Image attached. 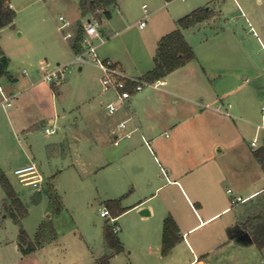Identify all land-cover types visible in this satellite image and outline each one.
Here are the masks:
<instances>
[{"label": "rangeland", "instance_id": "374dc122", "mask_svg": "<svg viewBox=\"0 0 264 264\" xmlns=\"http://www.w3.org/2000/svg\"><path fill=\"white\" fill-rule=\"evenodd\" d=\"M9 1L17 16L14 26L0 31V45L12 59L10 74L0 76V85L8 94L12 90L22 89L25 83L33 82L34 71L43 77L49 70L48 63L55 67L72 61L68 43L73 38H63L58 28L60 15L72 22L71 30L76 33L88 18L100 21L104 16L89 2L86 4L88 12L84 15L82 0ZM143 3H147L153 13L146 18L147 29L141 31L139 24H136L130 31L123 33L124 23L133 24L142 15ZM161 4L162 1L157 0H128L122 6L127 9L126 20L122 22L116 18L109 23V18L105 17L100 21L101 28L105 30L106 37L120 31L117 40H124L131 60H139L141 55H144V60H152L156 43L150 36L153 32H148L169 33L172 29V25L169 28L166 26L169 13L173 14L175 9L174 14L180 19L198 7L211 8L214 12L210 18L186 33L196 53V72L207 74L211 79L209 84L215 83L216 86L221 77L223 90L231 94L226 105L222 106V113L216 114L222 118V122H235L244 130L240 142L251 151L256 126L234 119L224 111L231 100L235 104V108L230 109L231 114L237 107L243 106L241 109L244 111L241 112H244V116L264 122L261 109L264 105V0H174L170 7L157 10ZM112 10L115 15L118 13L115 5ZM42 64L44 69H41ZM79 67L78 63L70 64L65 81L59 90L56 89L55 107L59 117L53 134L45 131L51 123L43 114V102L37 94L39 83L36 88L13 98V106L0 105V165L28 209L26 216L20 218V223L17 222L10 214L14 207L0 182V264H100L101 260H94L93 257L102 247L105 252L108 251L105 230L108 225L114 226L108 217L101 215V210L108 208L112 200H119L121 207L125 208L136 201L139 195H143L142 192L146 191V195L153 192L154 188L149 187V182L163 184L166 177H161L162 172L175 177L166 170L168 167H177V164H170L175 161L167 160L159 145L167 143L172 132L164 128L161 121L173 123L194 120L190 103L181 98L180 104H177L174 96L167 94L164 97L167 104L162 105L159 103V99H162L160 90L145 86L144 91L135 95L139 98L134 101L138 112L124 131L136 126L135 118L140 128L132 132L130 138L122 139L120 146L114 144L111 135L100 141L91 128L74 129L73 125L66 124L71 120L84 127L86 124L82 121V114L86 105L103 100L99 96V70L86 67L85 72L80 74ZM25 69L28 74L23 73ZM16 70L21 76L13 80ZM184 71L180 70L176 76V88L189 90L184 81L186 77L181 76ZM83 74H86V81L90 82L91 88L86 90L89 93L81 96L78 95V89ZM69 85L72 86L70 89ZM146 94H151L154 102V107H149L147 115L144 113ZM65 98L68 101L66 104ZM84 101L87 104H83ZM102 114L106 120L121 116L117 113L109 117L104 111ZM149 124L154 127H148ZM185 132L204 138L203 144L210 147L211 136L204 133L199 135L192 129ZM259 133L261 144L264 132ZM155 136L158 139L153 141ZM126 143L128 154L125 152L120 156ZM228 145L229 142H224L223 154L231 152ZM32 162L38 165L45 178L40 189L21 183L15 175L17 168ZM263 200L264 194L255 198L254 204L260 205ZM247 204V210L254 206L251 201ZM137 216L135 211L122 214L115 222L122 228L117 235L125 238L128 222ZM21 226L28 232L30 240H36L37 235L41 240L37 249L29 254H23L19 248ZM251 246L247 248H255L259 257L260 249L257 245ZM126 256L127 253L121 254L115 259L116 264H126Z\"/></svg>", "mask_w": 264, "mask_h": 264}, {"label": "crops", "instance_id": "0c3cea01", "mask_svg": "<svg viewBox=\"0 0 264 264\" xmlns=\"http://www.w3.org/2000/svg\"><path fill=\"white\" fill-rule=\"evenodd\" d=\"M127 1L115 0L114 4L104 10L96 9L104 13L100 21L105 17L109 18V23L115 21L116 18L122 22L123 19L126 20L127 9L122 6ZM157 1H162L157 10L170 7L174 2V0ZM145 4L147 3L142 4L141 11L143 13L135 23L128 25L124 23L123 33L130 31L133 25L136 24H139L141 31L147 29V22L144 27L140 26V21L145 17L143 9ZM113 5L118 8L116 15L112 10ZM174 11L175 9L173 10V14ZM151 14L153 13L149 11L148 16ZM173 14H168L169 23L166 25L168 28L171 25L173 26H171V31L176 28L178 20L177 15ZM100 21L97 20L104 41L102 42L101 38L97 39V44L99 45L98 53L102 58H111L127 76L133 78H141L155 66L154 56H151L152 60H144V55H141L139 60H131L132 58L128 55V48L123 44L124 40H117L120 31H115L112 35H107L108 37H106V32L101 28ZM196 27L197 25L183 29L184 35L190 44L191 42L188 40L186 33ZM151 32H153L150 34V36H153H151L152 40H155L154 43L159 44L164 34H156L154 30L149 31L148 34ZM73 42L74 38L68 43L72 56L71 60H73L75 55L72 49ZM156 44L154 45L157 50L158 45ZM3 51L5 52V50ZM5 54L8 56L6 52ZM10 60L9 71L12 67V59L10 58ZM196 62L197 60H194L176 69L166 78L160 80L162 83L159 86H151L154 89L160 90L159 94L162 96V99H159V103L162 105L167 104V101L164 99L167 94L173 95L174 102L177 104H180L179 99H185L190 103V109L194 115V120L191 121L182 120L173 123L167 120L161 121L162 126L167 130L170 129L172 132L168 142L159 145L162 155L167 160L175 161L174 164H170L173 166L177 164V167H168L166 170L174 174L175 177L167 176L162 172L160 174L161 177H166L163 184L155 185L149 182V187L154 188L153 192H150L148 195H146V191L142 192L143 195H139L136 201L125 207L127 209L125 212L130 213L135 211L139 216L134 217L131 222H128L125 238L119 236L124 250L115 253L108 246L109 249L105 252L104 247H102L100 252L93 257L94 260H101L104 257L109 260L110 264H116L115 259H118L121 254L127 253L126 264H263L262 255L264 254V248L258 247L261 252L260 256L257 257L255 248L249 249L247 246L252 245L251 247H253V245H256L252 230L258 223L262 222L264 217V214H262L264 200L260 205L254 204V199L264 194V167L254 155L255 149L257 150L264 145V135L261 144H258L257 147L251 145L253 147L251 151L243 147L240 141L244 130L235 122L232 123L228 120L227 122H222V118H219L216 114V112L222 113V106L226 105L227 98H229L231 93L228 95L227 91L223 90L224 84L221 82V77L218 79V82H220L218 86L215 83L209 84L208 81L211 79L207 74L201 75L196 72ZM47 65L50 66L49 70L56 67H51L49 63ZM86 67L89 69L95 67L99 70V96L103 100L91 104H87L86 101L83 102V104H87L83 113L84 115L82 114V121L84 120L86 124L84 127L71 120H68L66 124L73 125L74 129L91 128L100 141L105 140V137L111 135L114 144L120 146L122 139L125 137L130 138L132 132L140 128V123L137 122L136 118V126L132 130L124 131L125 128L120 127L121 122L127 121L126 124L128 126V122L134 120V115L138 112L134 101L139 98L135 96L136 93L133 94L126 102V106L118 112L121 114L119 118L106 120L103 117L102 111L110 117L105 109V101L108 102L113 97V94L105 92L103 87H101L102 72L95 65H81L79 67L80 74L85 72ZM182 69H185V71L181 76L186 77L184 81L187 83V88H190L189 90L176 88V86L178 87L175 84L177 80L176 76ZM38 74V72L34 71L32 76L33 80H35L31 83H25L26 86L22 89L12 90L8 94L4 88V91L0 92V104L11 96L17 98L28 89H34L40 84L37 94L40 95L41 102H43V114L45 117H48V121L51 123L52 120H57L59 117L55 107V96L56 89L59 90L60 85L50 84L44 81L43 77H39ZM20 76V72L16 70L12 79L18 80ZM82 76L83 80L80 81L78 89V95L81 96L89 93L86 90H90L91 88L90 82L86 81V74ZM71 87L69 85V89ZM64 100V104H66L68 101L66 98ZM144 100L146 105L144 113L147 115L149 107H154L152 95L146 94ZM233 108H235V104L229 100L228 108L224 111L225 114L256 126L255 136L252 141L259 136V132H264V129H258L264 122H256L244 116V112H241L244 111V109H241L243 106L237 107L231 114L230 109ZM65 110L66 108L64 107ZM14 115H17V113ZM76 120L78 119L76 118ZM148 127L152 128L154 125L149 124ZM166 129L165 132H167ZM190 129L196 130L199 135L204 133L203 135L211 136L210 147L208 148L203 144L204 138L198 137V135L195 137L193 133L185 132ZM116 139H118V143L115 142ZM156 139H158V136L153 137V141ZM224 142H229L228 146L231 152L228 155L222 153ZM126 146L127 143L122 147L120 156L127 152ZM164 189L167 190L161 194ZM133 192H136L135 185ZM238 196L246 199V201L233 204L232 199ZM157 198L159 200L154 202ZM250 201L254 206L247 210V203ZM145 210L148 213H142ZM110 212L115 217V222L125 213L115 216L112 210ZM169 215L173 216L176 220L180 228L181 239L168 255H164L162 253L163 228L164 220ZM117 225L120 231L122 228L119 224Z\"/></svg>", "mask_w": 264, "mask_h": 264}, {"label": "trees", "instance_id": "16d2710c", "mask_svg": "<svg viewBox=\"0 0 264 264\" xmlns=\"http://www.w3.org/2000/svg\"><path fill=\"white\" fill-rule=\"evenodd\" d=\"M89 4L95 9L104 10L110 5L115 3V0H82V8L84 15L87 14V6ZM214 11L211 8L200 7L193 10L191 13L177 20V26L171 32L164 35L159 41L156 56L155 66L146 72L141 79L148 82H156L166 78L170 73L178 68H181L196 59V53L193 46L187 41L183 29L196 26L203 21L210 18ZM17 16L15 9L10 7L9 0H0V30L14 26V21ZM83 35V25H80L75 40L72 44V49L75 53L79 52L82 48L81 40ZM11 60L3 51L0 45V76L10 74ZM256 159L264 167V145L254 151ZM0 182L5 188L8 198L14 207L11 211V216L20 223V218H23L28 213V209L24 202L21 200L13 184L6 176L2 167L0 166ZM112 204L108 207L109 211H113L115 216L124 213L127 209L121 207L119 200H112ZM41 234V232H40ZM39 234V235H40ZM253 239L257 247L264 248V217L262 222L258 223L252 230ZM28 232L21 226L19 234V248L23 254H29L35 251L38 244L41 242L39 236L36 240H30ZM105 239L109 248L113 249L115 253L124 250V246L114 231L113 227L107 226L105 230ZM181 239L180 228L173 216L169 215L164 220L163 228V243L162 253L168 255L172 248ZM27 243V245H25ZM100 264H110L107 258H102Z\"/></svg>", "mask_w": 264, "mask_h": 264}, {"label": "built area", "instance_id": "2783aa9c", "mask_svg": "<svg viewBox=\"0 0 264 264\" xmlns=\"http://www.w3.org/2000/svg\"><path fill=\"white\" fill-rule=\"evenodd\" d=\"M12 6V4H10ZM145 17L140 21V26L144 27L146 25V17L149 14V7L147 4L143 6ZM60 24L58 26L59 30L63 33V38L69 40L75 38L77 33L71 30L72 22L67 19L64 15L59 16ZM83 35L81 40L82 48L79 52L75 53L73 60L67 64H58L54 69L47 70L44 73L43 80L50 84L61 85L67 76L68 68L70 64L78 63L80 66L84 64H93L98 67L101 72V83L103 90L105 92H110L113 97L105 104V109L110 116L117 114L123 107L126 106V102L132 97L133 94L142 91L145 86L157 87L162 82L160 80L156 82H148L141 78H133L127 76L123 70L112 60L111 58H102L98 53L97 39L101 38L103 42L104 39L101 36L99 29V23L93 18H88L83 24ZM44 69V64H42ZM24 74H28V70L25 69ZM4 88L0 85V92H3ZM14 96H11L2 106H12ZM263 119H264V106L262 107ZM56 121H51V126L45 128L46 133L53 134L56 132ZM127 121L120 123L121 128H126ZM258 129H264V124L259 126ZM118 143V139L115 141ZM259 144V138L256 137L251 145L257 147ZM15 175L19 178V181L23 184H30L37 189H40L45 182V178L38 168L35 162L31 164L19 167L15 170ZM246 199L238 196L232 199V203L243 202ZM101 215L108 217L113 223V229L115 232L119 231V226L115 224V217L111 212L104 208L101 210Z\"/></svg>", "mask_w": 264, "mask_h": 264}, {"label": "water", "instance_id": "95a60500", "mask_svg": "<svg viewBox=\"0 0 264 264\" xmlns=\"http://www.w3.org/2000/svg\"><path fill=\"white\" fill-rule=\"evenodd\" d=\"M146 212L148 213V211H146V210L144 212H142V213H146Z\"/></svg>", "mask_w": 264, "mask_h": 264}]
</instances>
